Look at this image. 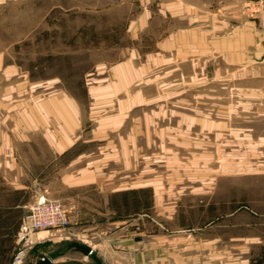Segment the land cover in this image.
<instances>
[{"label":"rangeland","instance_id":"obj_1","mask_svg":"<svg viewBox=\"0 0 264 264\" xmlns=\"http://www.w3.org/2000/svg\"><path fill=\"white\" fill-rule=\"evenodd\" d=\"M257 1L249 2L247 9L263 28L254 11ZM169 4L170 0H0L3 76L10 80L7 85L19 84L17 99L28 100L27 114L35 131L42 128L36 119L41 103L49 101L56 108L57 94L64 95L66 110L76 103L81 119L76 132L82 136L62 162L68 163L80 152H91L102 159L107 143L114 142L112 148L122 149L126 142L131 154L143 153L145 160H140L148 165L147 177L155 173L163 181L171 180L167 183L171 186H165L162 192L173 201L180 197V222L186 221L181 216L189 208L193 181L208 180L212 201L216 197L236 198L242 212L247 213L251 197L264 199V177H258V185L252 186L248 169L250 142L257 140L250 139L249 130L252 126L254 135H264V118L260 107L253 109L255 115L259 111L257 122L251 121L255 117L248 107H237L235 117L233 101L248 93L236 90L237 86L264 84V59L253 66H242L224 60L216 42L206 43L204 56L199 43H169V36L183 22L175 18ZM157 52L161 53L158 58ZM145 63L150 67L142 68ZM121 82L129 83V90L113 86ZM257 93L264 96V86ZM218 99L229 114L227 124L220 128L221 136L216 122ZM18 109L25 114L24 106ZM120 114L129 116L128 126L123 135L117 136L120 131L113 133L117 130L113 122L122 118ZM208 117L215 122L209 125L205 122ZM133 124L145 127V132L139 129L140 136L132 137ZM234 130L241 132V138L234 139ZM257 141L263 143L260 138ZM234 163L245 168L238 175L229 168ZM74 174L72 168L51 173L49 180L42 181L44 184L40 179H28L30 187L25 192L0 172V205L16 199L33 204L39 196H46L59 200L72 222L65 230L40 232L33 246L26 248L21 264H38L43 255L51 256L52 264H97L94 254L106 264L94 249V240L74 230L76 208L83 198L73 185ZM235 181L243 185L234 186ZM140 195L152 212L153 189L146 188ZM92 198L104 208L106 193H95ZM111 200L114 202L110 205L121 209L115 197ZM257 208L264 210V201ZM1 212L0 264H14L15 253L23 247L17 234L28 208L14 209L6 215ZM16 221L18 230L13 234ZM75 241L90 245L94 252L75 247Z\"/></svg>","mask_w":264,"mask_h":264},{"label":"crops","instance_id":"obj_2","mask_svg":"<svg viewBox=\"0 0 264 264\" xmlns=\"http://www.w3.org/2000/svg\"><path fill=\"white\" fill-rule=\"evenodd\" d=\"M251 1L170 0L169 10L177 20L183 22L169 36V43H199L203 49L201 56H204L206 43L216 42L224 60L228 58L230 62L242 66L264 59V27L248 11L247 4ZM157 53L155 57L158 58L160 52ZM3 57L0 52V172L8 177L16 189H25L27 192L30 186L26 180L40 179L41 183L46 182L51 173H63L72 168L75 173L73 185L83 195L76 208L78 221L74 230L95 241H92L94 249L106 264H264V210L257 208V204L264 199L251 197V208L243 213L236 198L226 200L216 197L217 200L214 198L212 201L211 182L208 180L193 181V195L189 200V208L181 216L186 220L182 223L177 209L180 197L173 201L172 197H166L162 192L165 186H171L167 184L171 180L163 181L155 173L147 177L145 173L148 165L141 164L145 160L142 158L143 153L139 151L131 154L126 142L123 150L112 148L114 142L107 143L102 159L97 158V155L92 156L91 152H80L68 163L62 162L65 153L82 136L76 132L81 126L76 103L66 110V100L60 94L54 96L57 99L56 108L50 106L51 102L44 101L39 108L40 115L36 116L42 128L40 131L33 130L30 114H27L28 100L19 101V84L14 82V85H7L10 80L7 75L6 78L3 76ZM195 57L199 55L193 56L192 61ZM147 66L150 67V64L145 63L142 68ZM129 85L125 82L113 84L121 90H129ZM263 86L243 84L235 88L248 90L244 96L237 95L233 101L235 117L238 115L237 107H248L250 115L255 117L251 121L257 122L259 111L255 115L253 109L260 107V116L264 118V96L257 93ZM218 105L216 122L221 136L220 130L227 124L225 122L229 114H226V105H222L221 99H218ZM21 106L25 107V114L20 113L18 108ZM120 115L122 118L113 122L117 126L113 133L120 131L117 136L125 132L128 126L126 120L129 116ZM211 121L208 117L205 122L210 125ZM51 123L54 129H51ZM144 128L133 124L130 131L132 137L140 136ZM252 128L249 130L250 139L260 138L263 141L250 142L248 169L251 182L253 180L252 186H257V178L264 177V135H254ZM233 134L234 139L242 136L236 130ZM235 147L236 153L238 148ZM33 162L37 164L36 167ZM229 168L234 171V175L245 169L237 163ZM234 183V186L243 185L237 181ZM43 186L40 187L42 192ZM146 188L153 189L152 212L140 195ZM99 192L106 193L104 208L92 198L93 194ZM112 197L122 204L121 209L110 205L111 201L114 202ZM31 204L26 199H16L0 205V211L5 214L14 209H29ZM111 212L113 214H108ZM16 224L13 234L18 230L17 221ZM243 230H247V233Z\"/></svg>","mask_w":264,"mask_h":264},{"label":"built area","instance_id":"obj_3","mask_svg":"<svg viewBox=\"0 0 264 264\" xmlns=\"http://www.w3.org/2000/svg\"><path fill=\"white\" fill-rule=\"evenodd\" d=\"M254 7V11L264 24V0H258ZM71 223L69 215L59 200L39 196L30 205L21 222L17 237L23 247L15 253L14 264L23 263L26 248L33 246L40 232L51 229L65 230Z\"/></svg>","mask_w":264,"mask_h":264},{"label":"water","instance_id":"obj_4","mask_svg":"<svg viewBox=\"0 0 264 264\" xmlns=\"http://www.w3.org/2000/svg\"><path fill=\"white\" fill-rule=\"evenodd\" d=\"M73 245L75 247H77V248L85 251V252H89V253H93L94 252L93 251V248L90 245H88V244H84V243H80V242H76L75 241V242H73ZM94 258H95L97 264H104L99 259V257L96 254H94ZM53 261L54 260H53V258L51 256H49V255H43L42 259L40 260V262L38 264H52Z\"/></svg>","mask_w":264,"mask_h":264}]
</instances>
